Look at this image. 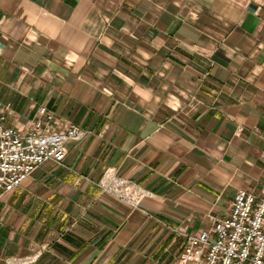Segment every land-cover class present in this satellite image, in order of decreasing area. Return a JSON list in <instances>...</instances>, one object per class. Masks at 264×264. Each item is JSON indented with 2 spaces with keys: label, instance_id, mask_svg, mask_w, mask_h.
Masks as SVG:
<instances>
[{
  "label": "crops",
  "instance_id": "0c3cea01",
  "mask_svg": "<svg viewBox=\"0 0 264 264\" xmlns=\"http://www.w3.org/2000/svg\"><path fill=\"white\" fill-rule=\"evenodd\" d=\"M0 105L85 130L0 189V264H176L238 189L264 198V0H0Z\"/></svg>",
  "mask_w": 264,
  "mask_h": 264
},
{
  "label": "built area",
  "instance_id": "2783aa9c",
  "mask_svg": "<svg viewBox=\"0 0 264 264\" xmlns=\"http://www.w3.org/2000/svg\"><path fill=\"white\" fill-rule=\"evenodd\" d=\"M7 109L0 105V189L12 191L23 185L45 161L62 163L66 144L84 137L79 125L56 116L46 107L36 119L20 126L7 124ZM101 187L136 206L150 191L137 182L108 170ZM186 245L176 264H264V198L240 188L228 215L215 218L209 229L186 235ZM41 249L15 263L37 259Z\"/></svg>",
  "mask_w": 264,
  "mask_h": 264
},
{
  "label": "rangeland",
  "instance_id": "374dc122",
  "mask_svg": "<svg viewBox=\"0 0 264 264\" xmlns=\"http://www.w3.org/2000/svg\"><path fill=\"white\" fill-rule=\"evenodd\" d=\"M66 120V119H65Z\"/></svg>",
  "mask_w": 264,
  "mask_h": 264
}]
</instances>
